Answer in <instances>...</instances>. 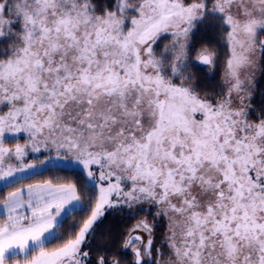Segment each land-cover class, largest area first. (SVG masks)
I'll use <instances>...</instances> for the list:
<instances>
[{
    "label": "snow or ice",
    "instance_id": "1",
    "mask_svg": "<svg viewBox=\"0 0 264 264\" xmlns=\"http://www.w3.org/2000/svg\"><path fill=\"white\" fill-rule=\"evenodd\" d=\"M0 41V264H264V0H0Z\"/></svg>",
    "mask_w": 264,
    "mask_h": 264
},
{
    "label": "trees",
    "instance_id": "2",
    "mask_svg": "<svg viewBox=\"0 0 264 264\" xmlns=\"http://www.w3.org/2000/svg\"><path fill=\"white\" fill-rule=\"evenodd\" d=\"M101 3L106 4H113L114 0H100ZM194 42L197 46V48L201 46L208 47L209 50L215 49L218 51L220 55V61L217 64L215 68L220 69L222 71L224 66V53L226 52V41L222 39V34L218 32L215 29H209L207 32H199L194 37ZM167 43V40L162 41L160 47H163V44ZM193 71L196 73L197 76V82L200 85V88L204 91H207L209 93L215 92L217 90L216 83L218 80H215V71L212 70L211 74H206L204 71L200 70L199 67L194 68ZM264 71V69H263ZM264 78L262 77V74L259 77L258 81H263ZM218 92V91H217ZM253 99L249 101V118L251 121L255 122L258 120V118L264 117V86L261 88H257L253 91ZM260 96V98H258ZM23 142V141H22ZM11 143L8 144V146H12ZM54 172L56 170H53ZM59 175H65V173H58ZM52 175V173H46L43 177H35L33 180L27 181V183H34L41 179H47ZM12 189L9 188H3L0 187V197H3L7 194V191H10ZM73 219L75 217H69L68 220L65 222L64 227L67 228L72 223ZM134 223L133 220L128 218H113L108 217L107 220H105L102 224L99 225L98 231L101 234L111 232L112 235L116 238L120 237V234L126 231L132 224ZM165 231V227L161 226L158 231L156 232V244L157 247L160 245V241L163 239L162 233ZM99 238V237H98Z\"/></svg>",
    "mask_w": 264,
    "mask_h": 264
},
{
    "label": "rangeland",
    "instance_id": "3",
    "mask_svg": "<svg viewBox=\"0 0 264 264\" xmlns=\"http://www.w3.org/2000/svg\"><path fill=\"white\" fill-rule=\"evenodd\" d=\"M0 43H3V41H0ZM264 68H261L259 71H257L253 77L254 79V87L252 88L251 90V102H252V99H253V91L257 88H261L264 86V80L263 81H258L259 80V77L260 75L262 74V77L264 78V71H263ZM215 71V80L217 79H220V81L218 80V82L216 83V86H217V90L215 92H219L221 91L222 88H226V85H224L223 81H224V78H225V67H223L222 71L220 69H217V68H214L213 69ZM258 98H260V96H258ZM249 104V101L247 102ZM264 108V107H263ZM22 143V141H21ZM2 185H0L1 187Z\"/></svg>",
    "mask_w": 264,
    "mask_h": 264
}]
</instances>
